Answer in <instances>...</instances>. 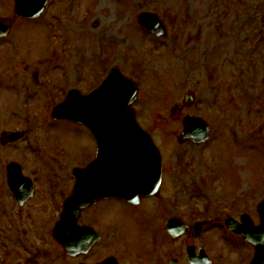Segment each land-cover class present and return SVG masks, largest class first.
I'll return each instance as SVG.
<instances>
[{
  "label": "rangeland",
  "instance_id": "obj_1",
  "mask_svg": "<svg viewBox=\"0 0 264 264\" xmlns=\"http://www.w3.org/2000/svg\"><path fill=\"white\" fill-rule=\"evenodd\" d=\"M12 8L13 0H0V15ZM147 10L162 18L164 37L137 23L136 14ZM10 28L0 39V131L25 132L0 144V216H12L14 205L6 184L10 160L36 180L32 202L46 191L56 198L68 192L71 166L93 156L95 141L86 126L51 120L49 110L70 86L87 91L117 65L136 81V118L162 154L165 209L153 204L155 215L145 213L152 199L137 210L118 200L94 207L116 216L121 264H156L173 252L160 219L175 210L187 221L213 216L193 241L214 264H246L251 246L228 234L223 218L247 212L258 222L256 204L264 197V0H50L40 17L16 18ZM187 92L192 103L175 108ZM190 112L210 125L201 144L177 142L181 117ZM2 222L0 234H8ZM153 240L165 243L156 255L144 253ZM17 258L10 256V264Z\"/></svg>",
  "mask_w": 264,
  "mask_h": 264
},
{
  "label": "water",
  "instance_id": "obj_2",
  "mask_svg": "<svg viewBox=\"0 0 264 264\" xmlns=\"http://www.w3.org/2000/svg\"><path fill=\"white\" fill-rule=\"evenodd\" d=\"M47 1L14 0V12L18 16H37ZM11 20L12 17H0V37L8 34ZM137 20L156 34L165 35V27L156 13L143 11L137 15ZM136 97V82L125 76L117 66H113L94 90L82 94L75 87L71 88L64 100L53 107L52 118L71 119L88 126L98 148L92 161L85 167L74 169L75 184L64 203L63 218L57 223L58 230L67 223L68 216L73 214L76 218L82 209L102 198L121 196L136 202L142 196L157 193L162 177L161 155L150 135L135 119L131 104ZM192 99L190 94L186 95L187 103H191ZM182 121L180 141L190 139L199 143L208 136L209 124L201 117L187 114ZM22 133L10 132L8 137L3 136L2 142L15 141ZM16 165L15 162L7 165L8 182L11 187L20 190L21 185L25 184L23 178L10 175L20 172ZM258 203L261 219L258 226L252 223L248 214L241 215L240 224L231 217L226 219L229 229L242 235L254 246L255 251L249 264H264V199ZM165 228L172 236L188 232V226L182 221L171 220ZM60 234L57 232L55 236L70 251ZM190 259L195 258L190 256ZM115 261L110 258L101 264H117Z\"/></svg>",
  "mask_w": 264,
  "mask_h": 264
},
{
  "label": "flooded vegetation",
  "instance_id": "obj_3",
  "mask_svg": "<svg viewBox=\"0 0 264 264\" xmlns=\"http://www.w3.org/2000/svg\"><path fill=\"white\" fill-rule=\"evenodd\" d=\"M25 174L31 175V172H25ZM32 180L35 187L34 194L20 204L17 196L10 192L11 204H14L11 209L12 216L8 213L9 210L3 211L2 216H0V222L5 221V225L8 224L6 226L9 227L8 234H0L2 240L0 264H10L8 258L12 255L19 257L14 259L12 264H98L109 256H115L118 259L117 262L121 263L117 256L118 231H116L115 214L112 213L111 216L112 211H108L103 215L93 210L99 204L113 201L115 198L101 200L89 206L80 213L74 224L69 221L64 224L61 234L62 241L70 249L67 251L55 237V224L62 210L61 196L56 198L52 191H46V197L40 196L41 200L38 203L32 202V198L37 193V182L33 178ZM155 198L148 197L142 198V200H154ZM142 200L138 205L124 203L133 210H137ZM148 208L150 206L146 207V209ZM0 212L2 213L1 210ZM193 240L196 239L187 236H179L174 239L168 237L167 241L174 248L173 252L164 254L163 258L156 259L155 263L182 264L181 258L183 252H186V247L189 245L195 247L196 243ZM103 241L109 245L103 248ZM161 245L162 243L156 246L154 243L151 251L146 246L143 251L149 255H156L161 250ZM202 248L207 251L204 245ZM155 250L157 253H154ZM77 251L79 253L73 255L72 252ZM52 258L53 260H51ZM48 259L51 261H47Z\"/></svg>",
  "mask_w": 264,
  "mask_h": 264
}]
</instances>
